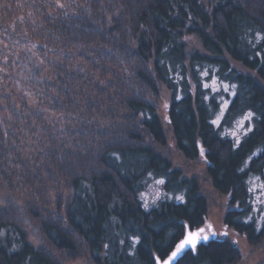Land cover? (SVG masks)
Listing matches in <instances>:
<instances>
[{"label":"trees","instance_id":"1","mask_svg":"<svg viewBox=\"0 0 264 264\" xmlns=\"http://www.w3.org/2000/svg\"><path fill=\"white\" fill-rule=\"evenodd\" d=\"M162 87L179 152L204 148L226 227L264 250V0H0V264H157L205 224ZM241 262L211 237L175 264Z\"/></svg>","mask_w":264,"mask_h":264},{"label":"rangeland","instance_id":"2","mask_svg":"<svg viewBox=\"0 0 264 264\" xmlns=\"http://www.w3.org/2000/svg\"><path fill=\"white\" fill-rule=\"evenodd\" d=\"M186 38H187L186 42L188 44V48H190L191 50L201 49L199 38L194 36H188ZM161 93L162 96L158 100L157 112L158 115H160L163 126L166 128V135L168 136V141L166 146L167 154L175 168L183 171L185 175L192 177L195 176L199 180L202 193L204 197H206V200H208V208H207L208 213L206 215L205 224L201 227L205 231L204 233L201 234V236L208 235L209 238L214 237L216 239H226L228 241L230 240L231 242H233L235 246L239 249V252L242 253L241 264H264L263 249L262 250L254 249L252 246H250L249 242H247L246 237L244 235L238 234L233 229L226 227L223 219L227 211L226 209H227L228 199L222 194H220L217 189H214L212 185L211 178H209L207 173L208 162L206 157L204 156V152H205L204 148L201 149L198 158L193 160L186 159L179 152L178 148L176 147L175 140H173L170 127L168 125L167 112L169 108L170 94L166 91L164 87L161 88ZM228 102L229 101L225 103ZM224 107L225 105L223 104L222 109ZM262 186H264V184L260 183L259 180L251 181L250 187H252V189L255 191L254 194H255L256 202L261 201L262 204L264 205V187ZM263 217H264V212L262 213V218ZM261 223L262 220L259 221V225H261ZM213 232L215 233V236H212ZM225 232L227 233L226 236L223 235V233ZM67 264H88V259L86 260L83 258H79L76 261L68 262Z\"/></svg>","mask_w":264,"mask_h":264},{"label":"snow or ice","instance_id":"3","mask_svg":"<svg viewBox=\"0 0 264 264\" xmlns=\"http://www.w3.org/2000/svg\"><path fill=\"white\" fill-rule=\"evenodd\" d=\"M60 6L63 7V5H60ZM250 115L251 114H249V116ZM202 154H203V152H202ZM157 183L162 184L163 181L162 180L157 181ZM262 187H264V186H262ZM178 199H181V198H178ZM204 231L205 230L203 228H201L197 232H189L188 235L185 237V239H183L182 241H180L179 244H177L176 249H175V251H173L171 253V256L167 260L163 261V264H171V262L173 260H175L178 257V255L186 249V247L190 246L191 250L195 251L197 243H199L201 241H204V242L208 241L209 240L208 235L201 236V234L204 233ZM223 235L226 236L227 233L225 232V233H223ZM212 236H215L214 232L212 233ZM157 264H160L159 260L157 261Z\"/></svg>","mask_w":264,"mask_h":264},{"label":"water","instance_id":"4","mask_svg":"<svg viewBox=\"0 0 264 264\" xmlns=\"http://www.w3.org/2000/svg\"><path fill=\"white\" fill-rule=\"evenodd\" d=\"M189 232H197V230H196V231H191V230L187 229V230L185 231V236H184L180 241H182L183 239H185V237L188 235ZM180 241H178L175 245L177 246V244H179ZM199 243H200V242H199ZM199 243H197V245H199ZM197 245H196V247H197ZM176 246H175V248H174L173 251H175ZM190 249H191L190 246H189V247H186V249H185L182 253H180V254L178 255V257H177L175 260H173V261L171 262V264H175V263H177V261H178L181 257L184 256V253H186V251H187V250H190ZM173 251H172V252H173ZM172 252H171V253H172ZM171 253H170V254H169V255H168L163 261L167 260V259L171 256ZM163 261H160V264H163Z\"/></svg>","mask_w":264,"mask_h":264}]
</instances>
